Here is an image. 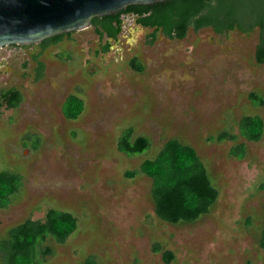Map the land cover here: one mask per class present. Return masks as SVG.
I'll list each match as a JSON object with an SVG mask.
<instances>
[{"label": "rangeland", "instance_id": "obj_1", "mask_svg": "<svg viewBox=\"0 0 264 264\" xmlns=\"http://www.w3.org/2000/svg\"><path fill=\"white\" fill-rule=\"evenodd\" d=\"M123 18L107 52L101 49L107 37L93 25L44 49L39 43L0 49V91L14 86L23 94L17 107L0 109V171L24 176L11 204L0 208V241L12 226L54 207L74 213L79 225L65 243L43 242L52 249L44 264H78L88 255L100 264H264V136L209 139L224 130L239 134L244 114L264 118V104L249 98L251 92L264 97L258 30L191 26L182 39L158 31L149 43L154 28L133 13ZM39 52L45 70L36 80ZM133 57L142 71L131 65ZM70 94L85 101L76 119L62 111ZM130 126L150 138L147 151L119 150ZM170 137L196 148L219 190L211 211L194 222L159 218L151 177L126 175ZM237 142L247 146L244 158L229 153ZM156 244L174 253L171 262Z\"/></svg>", "mask_w": 264, "mask_h": 264}, {"label": "trees", "instance_id": "obj_2", "mask_svg": "<svg viewBox=\"0 0 264 264\" xmlns=\"http://www.w3.org/2000/svg\"><path fill=\"white\" fill-rule=\"evenodd\" d=\"M133 13L136 21L143 26L154 28L149 34V43L156 39L161 31L170 38L182 39L192 26L195 30L212 27L223 33L239 30L249 33L258 30V42L255 50L257 63L264 64V0H164L151 4H135L104 16L94 17L92 25L101 38L107 37L102 51L111 48L113 39L118 41L123 27V15ZM73 31L60 33L39 42L42 49L59 42ZM18 45V44H17ZM27 45V44H25ZM34 56L36 61L35 79L43 77L45 63ZM131 65L142 71L144 65L137 57L131 59ZM249 98L256 105L264 104V97L255 92ZM23 100V94L17 87L3 88L0 91V109L17 107ZM85 108V101L77 94H70L62 105L67 118H78ZM239 134L224 130L210 140H237L239 135L250 140L259 141L264 136V118L261 114H244L237 120ZM130 126L123 130L118 140L120 151L134 155L143 153L151 147V140L146 135H134ZM230 155L244 158L247 153L245 142H237L230 148ZM139 173L151 177V196L156 215L170 223L194 222L211 211L218 199L219 190L213 183L208 169L196 148L170 137L152 157L145 158L138 169L126 172L128 177ZM24 183L23 174L3 169L0 171V208H7L13 196ZM264 209V202H263ZM78 217L67 210L51 207L43 218L28 217L23 222L12 226L7 236L0 241L2 264H44L45 257L52 253L49 246H43L48 238L65 243L77 230ZM259 244L264 247V222L261 228ZM155 251H162L163 259L169 263L174 258L171 250H162L159 244ZM78 264H100L94 255H88Z\"/></svg>", "mask_w": 264, "mask_h": 264}, {"label": "water", "instance_id": "obj_3", "mask_svg": "<svg viewBox=\"0 0 264 264\" xmlns=\"http://www.w3.org/2000/svg\"><path fill=\"white\" fill-rule=\"evenodd\" d=\"M164 0H0V49L33 44L92 25L94 17L116 13L129 5Z\"/></svg>", "mask_w": 264, "mask_h": 264}, {"label": "flooded vegetation", "instance_id": "obj_4", "mask_svg": "<svg viewBox=\"0 0 264 264\" xmlns=\"http://www.w3.org/2000/svg\"><path fill=\"white\" fill-rule=\"evenodd\" d=\"M144 27H146V26H144ZM10 45H17V44H10Z\"/></svg>", "mask_w": 264, "mask_h": 264}]
</instances>
